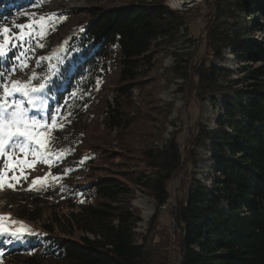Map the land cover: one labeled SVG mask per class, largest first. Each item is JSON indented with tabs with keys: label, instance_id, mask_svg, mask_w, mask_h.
Wrapping results in <instances>:
<instances>
[{
	"label": "trees",
	"instance_id": "16d2710c",
	"mask_svg": "<svg viewBox=\"0 0 264 264\" xmlns=\"http://www.w3.org/2000/svg\"><path fill=\"white\" fill-rule=\"evenodd\" d=\"M46 1L0 0V25ZM211 4L204 30L205 54L221 59L222 51L230 48L238 68L230 71L208 63V56L194 68L193 94L220 92L224 97L221 101L210 97L221 106L215 128L200 124L193 138L198 147L209 145L211 173L205 177L209 184L191 178L174 206L178 264H264V0H213ZM88 11L91 19L64 51L66 63L70 59L74 68L68 74L66 64L60 78L52 79V90L45 93L52 100L56 95L54 103L73 93H88L90 85L108 74L115 54L117 85L113 105L105 106L104 120L109 129L126 128L125 110L118 100L131 96L132 83L152 66L154 50L173 44L195 9L180 11L170 8L166 0H139ZM255 33L261 38L256 39ZM232 73L237 78H230ZM176 141L173 137L162 149L145 150L147 169L137 173L135 184L149 191L157 207L169 203L168 184L181 164ZM132 195L128 185L112 175L88 184L9 193L5 207L18 219L40 222L42 230L10 247L9 254L24 250L16 256L17 264L49 260L169 264L151 260L147 239L138 241L135 228L140 218L130 205Z\"/></svg>",
	"mask_w": 264,
	"mask_h": 264
},
{
	"label": "rangeland",
	"instance_id": "374dc122",
	"mask_svg": "<svg viewBox=\"0 0 264 264\" xmlns=\"http://www.w3.org/2000/svg\"><path fill=\"white\" fill-rule=\"evenodd\" d=\"M139 0H48L45 3L35 5L33 8L20 12L5 25L13 33L19 35L20 30L16 24H27L30 16L25 13L35 14V17L47 13H55L58 17L63 15L66 19L57 22L56 29L52 31L43 48L35 47L34 52L28 55L32 59L27 61V67L11 73V69L18 62L16 56L22 48H11L5 57H0V72L11 73L12 80L26 81L33 70L38 74L46 73L49 65H56L55 76L51 79L60 78L63 69H66L65 49L68 41L77 33L78 29L89 19V7L117 8ZM149 1V0H145ZM191 1V2H190ZM182 7H174L170 0L166 4L175 10H192L188 16L186 27H180L177 40L171 45H162L152 53L154 62L149 69H145L139 76L130 90L131 96L121 100L122 108L125 110L124 118L127 119V127L109 129L105 123V106L113 105L114 90L117 85L116 72L118 70V57L112 54L115 60L107 75L97 79L90 85L88 93L70 95L58 102L54 101L47 93H37L38 99H47L48 108L54 110L57 105H65L61 110L65 119L60 121L66 124L62 131L54 133L58 137L50 149L55 152L50 164L37 162L33 167L21 166L14 175L20 177L21 173L27 179L21 178L14 190L5 189L0 191V214L9 216L11 221L23 222V225L31 229L33 233L42 232L40 222H30L18 219L8 206L5 207L4 200L9 193L37 192L44 189H51L55 186L70 187L81 184H88L103 176H115L125 182L133 191L130 199L131 207L139 215L135 232L138 241L145 237L149 244V258L155 262L178 264L177 234L174 223V206L177 200L182 197L191 178L204 181L206 175L211 173L209 145L196 146L194 134L198 125L207 129L215 128V121L220 114V103L213 104L210 97L221 101L224 94L220 92L202 95L193 94L196 77L194 68L198 60L213 62L215 65L230 71L237 70L238 65L232 56L230 48L222 51L221 59L205 54L204 30L205 23L210 14V5L213 0H190ZM255 38L260 39L261 34L255 33ZM28 45L25 44L24 48ZM56 53L51 61L45 60L37 67V57H49ZM208 56L209 58H205ZM23 62V59L22 61ZM68 74L71 73L74 65L68 59ZM187 73L190 79L181 76ZM230 78H237L232 75ZM39 80L33 83H38ZM61 90V89H59ZM102 90V91H101ZM231 95V94H230ZM233 99L234 97L231 96ZM13 99H22L17 94ZM127 103L129 105H127ZM27 106V105H26ZM86 106V107H85ZM39 110L29 107L30 115L36 114ZM67 113H71L70 116ZM70 120L71 123L67 121ZM175 137L181 151V164L173 173L168 184L170 193L169 203L157 207L155 200L149 191L140 189L135 180L137 173L147 169L145 150L149 148H163L168 141ZM66 150V151H62ZM9 155L15 159H27L29 164L36 160V156L16 150L9 151ZM60 157V158H57ZM82 162V163H81ZM3 167V165H0ZM63 170H67L64 172ZM7 171V169H5ZM50 173L46 184L37 185L34 190H28L33 179L44 177ZM12 172L8 171L11 177ZM55 177L56 179H53ZM14 182V181H13ZM38 189V190H36ZM81 198L74 201L80 203ZM85 200L83 199L82 202ZM9 205V204H7ZM66 209V208H65ZM75 209V208H74ZM72 209V210H74ZM68 210V209H66ZM146 213V216L144 214ZM6 225L12 228L21 227L20 223L14 225L6 221ZM25 235L23 239H28ZM12 240L11 243L8 240ZM22 239H13L10 236L0 237V264H17L16 256L25 254L24 250L9 254V248L23 243ZM20 253V254H18ZM43 264H66L63 261H47Z\"/></svg>",
	"mask_w": 264,
	"mask_h": 264
},
{
	"label": "snow or ice",
	"instance_id": "6c2138e0",
	"mask_svg": "<svg viewBox=\"0 0 264 264\" xmlns=\"http://www.w3.org/2000/svg\"><path fill=\"white\" fill-rule=\"evenodd\" d=\"M24 15L30 16V22L15 25L20 30L19 35L13 33L8 27L0 25V57H5L11 48L23 49L16 56L18 63L13 66L11 73L26 68L27 61L32 59L28 53L35 51L32 46L33 42H35V47H45L46 44L40 41H46L47 36L56 29L57 22H63L66 19L65 16L58 17L55 13H47L39 17L29 13ZM25 44L28 45L27 48H24ZM55 55L56 53L49 57H37V67L41 66L45 60L51 61ZM22 59L23 62H21ZM55 67L56 65L50 64L48 71L43 74H38L33 70L26 81L12 80L11 73L0 72V165H3L0 167V191L14 190L21 178L27 179L23 173L20 177L14 175L21 166L33 167L37 162L50 164L53 156L56 155L50 146L55 144L58 139L54 133L62 131L66 127L65 123L60 122L65 119L61 112L65 105H57L52 110L48 108L47 99H38L36 96L37 93L52 90L51 77L56 75ZM37 80H39L38 83H33ZM17 94L22 99H13ZM72 95L74 96L76 93ZM29 107L39 111L30 115ZM67 115L70 116L71 113H67ZM67 122L71 123L70 120ZM16 150L25 152L26 157L28 154L35 155L36 160L29 164L26 158L19 160L9 155V151L14 153ZM8 171L13 173L11 177L8 176ZM63 171L67 172V170ZM50 175L47 173L44 177L33 179L28 190H34L37 185L46 184ZM53 179L56 178L53 177ZM6 221H10L11 225L20 223L21 227L12 228L6 225ZM34 234L31 229L23 225V222L11 221L9 216L0 214V237L10 236L19 240L23 239L25 235ZM8 242L11 243L12 240L10 239Z\"/></svg>",
	"mask_w": 264,
	"mask_h": 264
},
{
	"label": "bare ground",
	"instance_id": "6f19581e",
	"mask_svg": "<svg viewBox=\"0 0 264 264\" xmlns=\"http://www.w3.org/2000/svg\"><path fill=\"white\" fill-rule=\"evenodd\" d=\"M190 0H170V4L174 7H182L189 3ZM191 2V1H190ZM146 216V213L144 214Z\"/></svg>",
	"mask_w": 264,
	"mask_h": 264
}]
</instances>
